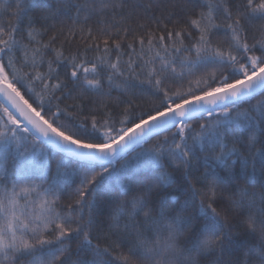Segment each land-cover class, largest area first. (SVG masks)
Masks as SVG:
<instances>
[{"label":"snow or ice","instance_id":"snow-or-ice-1","mask_svg":"<svg viewBox=\"0 0 264 264\" xmlns=\"http://www.w3.org/2000/svg\"><path fill=\"white\" fill-rule=\"evenodd\" d=\"M141 8L0 0V264H232L264 242V0H169L155 29Z\"/></svg>","mask_w":264,"mask_h":264},{"label":"trees","instance_id":"trees-1","mask_svg":"<svg viewBox=\"0 0 264 264\" xmlns=\"http://www.w3.org/2000/svg\"><path fill=\"white\" fill-rule=\"evenodd\" d=\"M48 2L55 5L56 0H48ZM74 2H79V0H74ZM168 2H169V0H128L129 5L139 4L142 6L141 10H138V16L141 18L140 22H142L146 25H150V27L152 29H155L157 27L155 20H153L152 17L155 16L157 19H159L161 16V9ZM149 3L153 4L156 7H153L152 9H150L147 12V16H145V12L142 9H143V7H146ZM127 11H128V9H125V12H127ZM33 15L37 19L39 18V13H34ZM73 15H74V13H73ZM82 19H83V17H81V20ZM25 23H27V21H25ZM66 23H70V21H66ZM90 23L92 24L93 27H95L94 22L90 21ZM163 23L164 22L161 23V25H160L161 27H163ZM257 55H259L258 52H257ZM125 59H127V57H125ZM230 71L231 70H228L225 74H229ZM127 87H128L129 91L139 93L140 89H142V88L147 89L148 86L140 84V82L137 80H129L127 82ZM120 91H121L120 89H114L113 95L114 96L117 95ZM22 94H23V90H22ZM25 98L27 99L28 97L26 96ZM136 100H137V103L143 105V107L145 109L147 107H150L151 103H152V98L146 94L145 95H138L136 97ZM0 103H2V102L0 101ZM253 103H255V101H253ZM61 107H63V105ZM121 112H122V109H115L114 110V116L117 118H121ZM205 118H207V117H205ZM162 138L163 137H161V139ZM155 142H156L155 140H152L151 143L144 144L143 149L150 148L151 144H154ZM141 150L142 149L140 147H136L133 150H131L132 155L127 157L128 163L130 165H135V163H136L135 153L140 152ZM122 162H123V160H122ZM11 163H12L11 160H9V167H11ZM116 167H119V165H116ZM97 170H99V169H97ZM237 170H239V167ZM169 171H171V169H169ZM201 171H203L202 168H201ZM249 171H250V169H249ZM255 184H256V187L254 189H249V191L254 190V191L259 192L260 191V185L264 184V176H261L259 174V164L257 165V176L255 178ZM243 186L247 187V185H243ZM123 200H124V196L118 195V189L114 190V191L101 190L98 193L97 205L99 207V210L103 213V217L105 219V224H104L105 228L107 227V219L106 218H107L109 212L112 211V209H114L115 207H117L118 204L120 202H122ZM85 213H87V209H85ZM238 231L243 232V229H238ZM239 239L247 240V243L240 246L238 248V250L235 251L231 256H226L225 259L230 260L232 262V264H262L261 259L259 257V254L253 253L251 255H246V253L248 251V248L253 246V245L264 248V242L259 241L255 237H246L244 235H241L239 237ZM73 247H75V245H73Z\"/></svg>","mask_w":264,"mask_h":264},{"label":"water","instance_id":"water-1","mask_svg":"<svg viewBox=\"0 0 264 264\" xmlns=\"http://www.w3.org/2000/svg\"><path fill=\"white\" fill-rule=\"evenodd\" d=\"M0 101L7 105V101L3 100V98H0ZM9 108V111H12L15 114V110L11 107V105H7Z\"/></svg>","mask_w":264,"mask_h":264}]
</instances>
